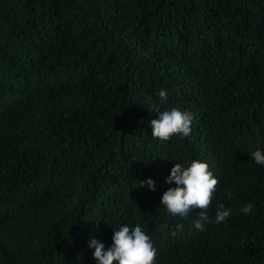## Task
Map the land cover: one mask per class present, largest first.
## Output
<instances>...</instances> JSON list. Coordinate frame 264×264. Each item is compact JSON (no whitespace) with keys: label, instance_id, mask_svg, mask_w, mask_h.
<instances>
[{"label":"trees","instance_id":"obj_1","mask_svg":"<svg viewBox=\"0 0 264 264\" xmlns=\"http://www.w3.org/2000/svg\"><path fill=\"white\" fill-rule=\"evenodd\" d=\"M154 105L190 112V135L154 138ZM257 149L264 0H0V264H97L90 241L107 251L125 224L156 264H264ZM193 160L219 181L209 221L232 209L202 231V210L160 204Z\"/></svg>","mask_w":264,"mask_h":264},{"label":"clouds","instance_id":"obj_2","mask_svg":"<svg viewBox=\"0 0 264 264\" xmlns=\"http://www.w3.org/2000/svg\"><path fill=\"white\" fill-rule=\"evenodd\" d=\"M160 103L163 104L168 99L167 91L161 89L158 93ZM151 111L156 112L157 118L150 121L152 129L151 135L162 141L169 140L173 135L182 134L187 137L191 133V122L193 116L188 111H181L178 108L161 111L159 105H154ZM251 158L258 165H264V152L257 149L251 153ZM175 182L176 187L169 188L161 197L160 204L164 205L166 210L172 216L187 218L195 209L199 212V218L194 221V227L197 230L204 229L203 222H212L217 225L227 221L232 215V209L219 204L215 211V218L209 221L206 210L210 206L213 194L219 181L209 170V165L205 162L193 160L190 165L185 167L181 163H175L171 169L166 183ZM151 191H156L154 181L147 179L140 181V187H145ZM228 198H232L233 193H226ZM254 209L252 203L243 206L240 211L244 214H251ZM167 228L168 225H162ZM182 230V225L177 224L171 235L175 236ZM89 247H94L93 258L97 264H156V249L150 237L145 234L139 225L129 227L122 225L113 232L112 245L104 250L103 243L92 239Z\"/></svg>","mask_w":264,"mask_h":264}]
</instances>
